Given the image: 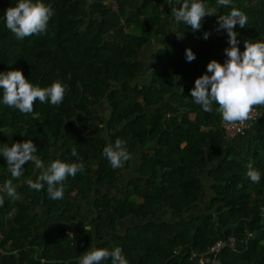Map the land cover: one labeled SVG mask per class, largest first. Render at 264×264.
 Masks as SVG:
<instances>
[{
    "label": "trees",
    "instance_id": "1",
    "mask_svg": "<svg viewBox=\"0 0 264 264\" xmlns=\"http://www.w3.org/2000/svg\"><path fill=\"white\" fill-rule=\"evenodd\" d=\"M18 2L0 0V72L21 70L40 88L58 81L65 95L58 106L37 100L33 113L23 114L2 103L0 89V148L31 139L46 167L59 159L84 169L64 181L63 199L52 200L46 183L40 191L28 186L40 170L33 162L24 165L13 180L20 199L2 193L0 264H79L86 251L115 247L127 264H207L199 256L231 236L235 244L221 251L222 264H264V107L249 128L228 139L218 105L206 113L191 97L196 79L211 75L207 65L227 60L229 38L216 30L219 15L235 7L247 16V25L234 29L243 52L245 40L264 41V0H231L228 7L203 0L217 14L206 16L196 31L171 15L183 0H41L54 13L47 29L22 40L5 20ZM150 46L145 61L142 51ZM189 48L196 57L191 62ZM117 139L141 164L137 177L112 196L95 188L118 180V169L103 155ZM250 164L259 183L246 175ZM204 170L211 180L205 211L160 220L164 205L181 215L198 202ZM9 179L0 155V183ZM92 194V206L81 212L78 201ZM32 206H42L49 220L41 230ZM128 217L139 222L119 232L116 222Z\"/></svg>",
    "mask_w": 264,
    "mask_h": 264
},
{
    "label": "clouds",
    "instance_id": "2",
    "mask_svg": "<svg viewBox=\"0 0 264 264\" xmlns=\"http://www.w3.org/2000/svg\"><path fill=\"white\" fill-rule=\"evenodd\" d=\"M217 5L228 7L231 0H216ZM53 10L46 6L41 0H19L14 7L5 11L6 27L17 39L34 34H40L47 29L48 21L53 15ZM216 9L208 7L203 0H183L178 8L171 9V15L176 24L184 23L190 25L193 31L202 27V21L206 16L216 15ZM247 16L233 7L230 13L219 15L217 31L225 30L228 35L229 47L225 49L227 60L221 64L212 60L207 65V72L196 79L195 87L191 91L194 102L201 105L203 111L211 113L212 105H218L216 111L220 114L222 121L228 125L243 124L251 118L253 110L264 107V41H244V51L239 48L238 33L234 30L239 24L241 28L247 25ZM209 32L204 33V39H208ZM195 54L189 48L186 50V59L191 62ZM0 89L3 90L2 103L9 108L18 109L23 114H31L34 104L38 100L41 103L50 102L58 106L63 102L65 87L60 82H54L47 88L33 86L24 76L21 70L0 72ZM37 152L36 145L31 139L24 142H16L12 146L5 144L0 148V155L7 161V170L12 179L5 182L3 191L12 199H20L17 194L13 180L23 175V167L28 162H33L40 175L33 181L27 180L28 186L36 191L44 188L46 183L47 193L50 199L60 200L64 195V181L69 177H75L77 172L84 169L83 163H66L57 159L49 166L34 153ZM72 156H76L73 148ZM112 168H120L123 163L131 157L123 142L117 139L114 144L109 143L103 149ZM253 183H259L260 173L249 165L246 173ZM4 204V197L0 196V206ZM85 231H90V226L84 224ZM111 259V264H127L122 255V249L115 247L93 248L86 251L79 259V264H101L102 261Z\"/></svg>",
    "mask_w": 264,
    "mask_h": 264
},
{
    "label": "crops",
    "instance_id": "3",
    "mask_svg": "<svg viewBox=\"0 0 264 264\" xmlns=\"http://www.w3.org/2000/svg\"><path fill=\"white\" fill-rule=\"evenodd\" d=\"M152 47H145L142 51V57L143 59L146 61L149 60V56H150V52ZM102 110L106 111V105L102 104ZM184 145V144H182ZM131 158L123 163V166L118 169V180L117 182H115L114 184H110V185H106V186H99L96 187L95 189H99L101 192L104 193H108L112 196H119L120 193H122L124 191V189L126 188V185L130 182L131 179L137 177V173H136V169L139 167V165L141 164V160H140V156H135ZM208 172L207 170H204L200 173L199 177L202 181L203 184V193L200 196L198 202L196 204H194V206L192 208H190L188 211H186L185 213H182L181 215L179 214H173L172 210L168 207V206H163L162 210L160 211V213L158 214V218L161 219H165V220H169V221H175L178 220L180 218H184V217H188V216H195L198 213L204 212L205 211V205L207 203V201L210 199L211 197V193L209 191V186L211 184V180L209 179V177L207 176ZM3 192H0V196H2ZM93 200H94V196L93 194L90 197L89 201H84V200H80L78 201V206L81 210V212L87 211L89 209V207L92 206L93 204ZM86 204L88 206V209L86 210L83 205ZM31 211L35 212V213H39L40 217L43 218L41 219V224L38 225L39 229L41 230L42 226L41 225H48L49 224V220L47 218H44V209L42 206H32L31 207ZM90 220L89 216H86V218L83 220V224H87ZM138 219L136 217H128L125 219H120L116 222V227L117 230L119 232H125V230L131 226H133L134 224L138 223ZM37 230V227H36ZM1 234V233H0ZM3 235V234H2ZM4 238V235H3ZM3 240V239H2ZM2 240H1V249L4 250V246L2 247ZM9 243V241L7 242ZM4 253V252H3Z\"/></svg>",
    "mask_w": 264,
    "mask_h": 264
},
{
    "label": "built area",
    "instance_id": "4",
    "mask_svg": "<svg viewBox=\"0 0 264 264\" xmlns=\"http://www.w3.org/2000/svg\"><path fill=\"white\" fill-rule=\"evenodd\" d=\"M261 114V107H257L253 110L251 114V118L247 121H245L243 124L237 123L234 125H228L225 124L222 121V130L226 138L230 139L235 137L236 135L242 134L247 128H249L250 125L254 123V121L260 116ZM5 183H0V192H5L3 191V186ZM10 215L14 214V209H11ZM251 233L247 232V236H249ZM3 239V235L0 234V243L1 240ZM235 244V238L233 236L229 237L227 241L225 240H217L215 241L208 250L203 252L199 256V261L200 263L206 262L207 264H222L219 255L221 251L226 247H234ZM4 250L1 249L0 245V253H3ZM192 256H195V254H192Z\"/></svg>",
    "mask_w": 264,
    "mask_h": 264
},
{
    "label": "rangeland",
    "instance_id": "5",
    "mask_svg": "<svg viewBox=\"0 0 264 264\" xmlns=\"http://www.w3.org/2000/svg\"><path fill=\"white\" fill-rule=\"evenodd\" d=\"M83 207L87 210L88 209V206L86 205V204H84L83 205ZM86 212V211H85ZM41 219H43V218H41ZM39 224H41V222L39 223ZM39 229V227L37 226V230Z\"/></svg>",
    "mask_w": 264,
    "mask_h": 264
}]
</instances>
